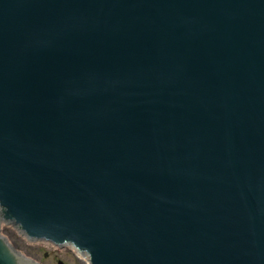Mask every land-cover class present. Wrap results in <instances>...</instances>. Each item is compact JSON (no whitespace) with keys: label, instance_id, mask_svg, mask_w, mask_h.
<instances>
[{"label":"water","instance_id":"1","mask_svg":"<svg viewBox=\"0 0 264 264\" xmlns=\"http://www.w3.org/2000/svg\"><path fill=\"white\" fill-rule=\"evenodd\" d=\"M2 219L92 264H264V0H0Z\"/></svg>","mask_w":264,"mask_h":264},{"label":"rangeland","instance_id":"2","mask_svg":"<svg viewBox=\"0 0 264 264\" xmlns=\"http://www.w3.org/2000/svg\"><path fill=\"white\" fill-rule=\"evenodd\" d=\"M1 231L14 250L36 264H58L60 261L65 264H88L68 245L59 247L51 242L27 240L17 227L7 223L2 225Z\"/></svg>","mask_w":264,"mask_h":264},{"label":"bare ground","instance_id":"3","mask_svg":"<svg viewBox=\"0 0 264 264\" xmlns=\"http://www.w3.org/2000/svg\"><path fill=\"white\" fill-rule=\"evenodd\" d=\"M46 243H47V242H46ZM51 244H52V243H51ZM71 249L74 250L75 248L71 246ZM74 251L78 254V256H79L80 258H84V261H85V262H87L88 264H91V262H90V258H89V256H88L86 253L82 254V253H80L79 251H76V249H75Z\"/></svg>","mask_w":264,"mask_h":264}]
</instances>
